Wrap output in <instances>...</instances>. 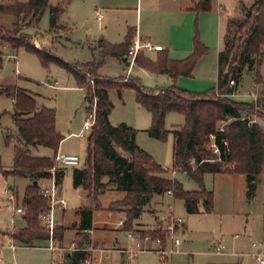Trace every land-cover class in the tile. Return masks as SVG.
Instances as JSON below:
<instances>
[{
    "label": "trees",
    "instance_id": "trees-1",
    "mask_svg": "<svg viewBox=\"0 0 264 264\" xmlns=\"http://www.w3.org/2000/svg\"><path fill=\"white\" fill-rule=\"evenodd\" d=\"M71 0H60L50 6L48 0H11L0 3V17H10L14 21L10 26L0 22V45L6 44L12 51L24 48L36 55L43 66L55 63L64 68L74 78L77 87L85 91V102L96 100L95 122L86 138V159L82 168H73L72 186L81 187L93 200L104 194L108 186L123 192L121 199L111 201L105 208L122 212L125 231L134 229L137 219L148 206L154 195L170 190L174 199H181L187 213L199 212L202 204L205 213L213 208V192L204 187L206 173H231L243 175L248 183V195L251 184L264 173V127L258 123L248 125V118L242 116L261 112L264 96L257 93L255 103H243L231 100L229 95L237 91L245 70L255 69V81L259 82L257 68L261 65L264 45V0H253L250 6H242L244 19L237 25L231 37V27L237 22L229 19L223 36V47L217 57V82L213 89L202 93L191 92L176 85L159 89L146 88L139 80L131 76L104 78L97 71L108 57L123 60L128 55L133 38V30L128 28L124 40L110 44L103 38L96 42L101 55L98 59L82 63H69L48 50L36 48L30 37L23 31L29 25H37L41 15L47 10L51 32L63 29L61 15ZM211 9V0H199L193 7L195 12ZM240 29V30H239ZM244 30V31H243ZM241 35L235 39L236 34ZM208 49L202 43L195 27L192 51L181 59L172 60L168 50L156 52L151 61L141 51L137 52L133 63L158 74H167L173 80L179 76L191 77L197 61L207 54ZM3 53L0 51V59ZM230 81L234 84L231 85ZM116 89L119 95L123 89L134 92L135 101L151 114V125L147 129L150 137L163 140L168 130L164 127L168 113L176 112L185 117L182 126L171 131L172 169L181 171L193 179L198 190H184L175 179L166 176L168 172L153 157L136 143L137 130L126 123L112 125L109 114L112 103L108 97L110 89ZM13 102V122L16 126L18 143L13 148L12 168L4 170L0 158V173L7 176L27 177L30 184L25 187L20 207L24 209V226L10 233V237L27 247L36 242L48 241V232L41 225L39 216L47 208V201L40 194V180L49 177L53 165L52 157L33 156L32 147H47L55 155L64 137L56 128V113L52 108L37 107L33 94L27 89L9 85L0 88ZM89 108L87 107L86 110ZM230 120L219 130L221 122ZM6 137V143H10ZM214 146V147H213ZM217 149V153L213 150ZM64 169L56 173V182L61 185ZM105 179V180H104ZM96 207L78 210L79 221L76 227L74 245L76 250L66 252L62 264H89L91 257L87 250L90 244L88 231L92 229L93 211ZM141 237L165 241L160 229L136 230ZM64 229L55 226L53 238L63 239ZM81 237V240H77ZM52 264H56L52 260Z\"/></svg>",
    "mask_w": 264,
    "mask_h": 264
},
{
    "label": "rangeland",
    "instance_id": "rangeland-1",
    "mask_svg": "<svg viewBox=\"0 0 264 264\" xmlns=\"http://www.w3.org/2000/svg\"><path fill=\"white\" fill-rule=\"evenodd\" d=\"M3 1L5 2V0H0V3ZM212 1L215 6L216 4L221 5V8L225 9V12L233 14L230 16V19L237 23L231 27L230 36L232 37L234 31L237 30V25L244 19L242 6H250L253 0ZM59 2L60 0H48L50 6H55ZM104 7L105 8L103 9L98 6L99 12L101 14L103 13V15L110 16V18L113 19V26L118 27V25H123L125 22H129L131 19L135 18V11H132L135 8V0L129 1L128 3L112 4L110 7L106 5ZM107 7H109V10ZM106 9L107 14H105ZM155 14L158 15V20L160 22H163L164 24L170 22L163 12L157 11ZM144 15L145 14H143V16ZM226 16L225 13H221L222 20L223 18L225 19ZM13 21L14 19L10 17H0V22L8 26H10ZM105 23L106 20L103 25H105ZM195 25L201 41L200 32L202 31L204 33L206 39L205 46L208 49V52L204 57L205 59H203V63H201V65L199 63L198 68L205 73L206 78H214V84H211L208 89L196 92L202 93L213 89L216 85L217 53H215V48L219 45L223 46V36L226 30L225 27H222L220 29V34H217L209 19L199 25L196 18L193 23V29ZM66 26L71 28L70 32L67 34L70 40L58 38L56 35L54 36L50 31L49 15L46 10L41 15L37 25H29L25 27L23 31L30 37V42L36 48L48 50L66 62L82 63L96 57V55L93 54L94 52L87 47L88 44L85 42L84 38H79V35H82L80 32V26H74L70 21L67 22ZM243 31H241L240 34H236L235 39H237ZM72 32L74 37H78L76 41L73 40L72 35H70ZM119 33L120 32L116 29L112 31L114 40L119 39ZM73 41L75 42L73 43ZM3 45L5 44L0 45V51L3 53L0 59V83L4 85H0V88L9 86L11 82L15 81L16 86L27 89L34 95L38 107L45 106L54 109L56 113L55 123L57 130L63 137H65L60 144L59 153L77 154L80 161L79 165L75 168H82L86 159V138L88 133L82 138L76 137V134L80 132L83 127V122L88 116L86 108L89 107V104L84 100L85 91L82 88L77 87L72 75L59 65L48 63L46 66H43L36 55L26 51L24 48L12 51L7 47V50H2ZM158 49H160V47L156 48V50ZM262 50H264V46ZM12 54L13 57H9V55ZM145 56L153 61L155 60L156 52L151 51ZM261 66L264 68V59ZM126 72L127 68L125 66L122 67L118 60L108 58L97 71L98 75L104 78L125 76ZM127 76L138 79L141 85L150 89H159L173 85L172 83H169L166 76L138 65L130 67ZM253 76L254 73L252 72H244L242 74V80H240L238 90L240 99H250V92L256 88L253 84ZM24 77H26V79ZM53 81H57V84L55 85L56 87L51 86ZM257 93L264 96V89L257 91ZM108 97L113 106L109 114L110 123L112 125L126 123L135 128L137 130L136 136L138 141L143 147L139 144L137 145L150 154L153 159L161 165V167L169 172V178L178 181L184 190H197L199 188L198 184L193 179L189 178L186 173L181 171H175L172 173L173 136L171 131L176 127L182 126L185 122V117L176 112L168 113L164 122V127L168 130V133L165 139L158 140L148 135L147 129L151 125V114L145 107L139 105L135 101L134 92L132 90L123 89L119 95L117 90L112 88L108 91ZM228 98L230 99V96H228ZM253 103H255V101ZM258 111L261 112L260 116H258L256 109H254L255 114L247 115V113L243 112L242 116H245L248 119L253 118L258 124L264 127L263 105L260 106V110ZM12 113V99L3 93H0V158L4 170H10L12 168L13 148L18 143V133L13 122ZM229 122L230 120H227V122L223 121L222 124L225 125ZM6 137L11 140L8 144L6 143ZM37 152L41 155H51V149L47 147L40 146L38 147ZM33 153H36L35 149L33 150ZM72 171L73 168H68L66 170L63 182L60 185L61 196L68 201V208L62 218L65 223L72 217V213L75 209L74 207L83 203L82 199L79 198L78 192L73 189ZM222 176H216L214 180L209 176L207 187L209 189H213V187L215 188L220 206L229 196H232L233 199L236 200L237 203L232 214L234 216H225V212L219 211V215L209 217L211 223L199 226L200 229L196 232L199 242L190 245L187 252L172 254L168 256L166 260H163L156 251L150 250L152 247H155L150 241H140V250L137 251L131 264H205L206 257L202 255L201 252L207 251V242L205 241L207 237L218 238L221 235L231 236L236 232L237 225L240 222L244 224L245 222H248L250 227L260 229L262 227L261 222L264 218V173L258 176V180L255 181L254 185L251 184L253 187L251 188L250 196L248 195L249 186L245 178L239 179L231 176L228 178H233L232 180H225ZM28 184L29 179L27 177H5L0 173V260L3 264H52V260H55L56 264H62L64 254L73 251L71 243L74 244V240L76 239L75 233H72L70 241H66V243L59 242L60 248H63L64 250L53 251L48 249V241L36 242L34 247H27L18 242H13L16 247H10V243H12L10 233L13 232L10 231L12 227L10 220H13L14 225L20 224V215L15 213L14 208L20 206L25 187ZM41 186H49V182L43 180ZM9 187H11V189ZM123 195V192L115 191L111 186H108L104 194L99 195L97 200L94 201L96 209L93 211V229L91 232L92 241L90 240V244L87 248L91 254L89 264H106L104 262L99 263L97 256H104V259L111 264H118L117 262L119 261L118 257L120 254L114 247L135 249V246H133V243L127 237V231L123 230L121 226L118 227L119 220L122 219L123 221L122 217L124 215L122 216V212L105 209L108 206V203L121 199ZM155 199L159 200L160 204L157 205L158 208L163 206L162 208L164 209L168 202L172 203L174 206L179 205L178 201H174L172 197L166 194L155 197ZM149 208L150 206L148 205L143 209L140 219L143 223L149 224L152 220V216L148 212ZM152 209L155 208H151V210ZM55 216L59 217L60 214L56 212ZM218 216H222V218L225 216L226 220H232L231 217H234L235 219H233V221L235 224H227L220 221ZM70 224L68 225V228L70 227ZM105 227L109 229H105ZM113 227L116 229H113ZM133 230L135 231L138 229ZM69 233L70 232H68V237L70 235ZM254 238L256 239V237ZM252 239L253 238H250V241H252ZM77 240H81V237H77ZM154 240L160 241L158 238ZM92 242L102 243L104 249L98 247ZM168 247L169 240L167 241L166 249ZM92 250H96V252ZM188 251H190V253ZM236 259L241 261V257ZM243 264H255V261L249 262L245 259Z\"/></svg>",
    "mask_w": 264,
    "mask_h": 264
},
{
    "label": "crops",
    "instance_id": "crops-1",
    "mask_svg": "<svg viewBox=\"0 0 264 264\" xmlns=\"http://www.w3.org/2000/svg\"><path fill=\"white\" fill-rule=\"evenodd\" d=\"M7 1L9 0H5V2ZM17 1L25 2L24 0L23 1L17 0ZM129 1H133V0H71L68 6L66 7L65 12L60 17V22L64 28L56 32H51V33H53L54 36L56 35L58 38H65L66 40H70L67 34L70 32L71 28L66 26L67 22L70 21L72 22V24H74V26L75 25L80 26V32L82 35H79V38H84L85 42H87L88 44L87 47L92 52H94L93 54L96 55V57H94L93 59H96V58L98 59V57H100L101 55V52H100V49L97 48L96 42L100 38H103L105 41H107L110 44H113V43L118 44L124 40V37L127 33L128 28H130L131 30H133V33H134L133 37L137 35L140 39L145 40L149 42L152 46H154V49L152 50L142 49L143 51L144 50L146 51V52L145 51L143 52L141 50L142 53L144 54L146 53L145 55H148L149 52L151 51L157 52L158 50H161V49H167L168 57L170 59L181 60L187 57L192 51V42H193V36H194L195 27H196L195 25L193 29V23L196 18L198 20L199 25H201L202 22H205L207 19H209L210 22L213 24L216 33L220 34L221 32L220 29L222 27L223 28L225 27V30H226L227 21L231 18L230 16L233 15L228 12H225V9L221 8V5L216 4L215 6L212 0H211V9L209 11H204V12H195L193 10L194 5L199 0H135V8L132 10V11H135V18L131 19V21L129 22L128 21L125 22L123 25H118V27H116L112 25L113 19H111L110 16L103 15V13L101 14L98 9V6L104 9L105 8L104 6L106 5L110 7L112 4L128 3ZM109 7H107L108 10H109ZM245 7H248V6H245ZM107 9H106L105 14H107ZM157 11L163 12V14L167 16L170 22L168 24H164L163 22H160L158 20V15L155 14ZM221 13H225L227 15L225 19L223 18V20L221 17ZM143 14L145 15L143 16ZM98 16H100V19H98ZM105 20H106V23L105 25H103ZM95 25H96V29H95ZM115 29L120 32L118 40L113 39L112 31H114ZM70 35H72L73 40L75 41L77 40L78 37H74L73 32ZM80 36H83V37H80ZM200 37L203 41L202 43L205 45L206 39L202 31L200 32ZM75 41H73V43ZM263 46L261 48V51H262L263 59H264V50H262ZM7 47L8 46L6 44L3 45L2 50H5ZM157 47H160V49L156 50ZM222 47H223L222 45L221 46L219 45V46H216L215 48V53H217L216 69H217L218 53L220 50H222ZM12 55H9V57H11ZM205 56L206 54L200 57V59L197 61L191 77L179 76L175 80H173L167 74H161V75L166 76L167 79L169 80V83L176 84L179 88H182V89H185L191 92L204 91L208 89L211 84H214V78H211V77L206 78L205 73H203L200 70V68H198L199 63L200 65L201 63H203L204 61L203 59H205L204 58ZM108 59H116L119 61L122 67L125 66L127 68L126 75L128 74L129 68L135 66L133 62L130 63L128 58H127V61L129 62L128 65L126 64L124 60H120L115 57H108ZM263 59H262V62H263ZM257 70H258L259 78H260L259 82L255 81V77H256L255 69L244 71V72L254 73V76L252 77V79H253L254 86L256 85L255 86L256 88H254V90L250 92V95H251L250 99L248 100L240 99L239 97L240 94L238 93L239 86H240L239 84L237 91L229 95L231 100H234L237 102H243V103H253L255 101L253 97V93L254 92L257 93V91H261L264 89V68L260 65L257 68ZM24 78L26 79V77ZM54 82H56L57 84V81H53V83L51 84H54ZM216 82H217V78L215 79V84ZM0 85H4V84L0 83ZM10 85L11 86L15 85V81L11 82ZM136 143L139 144L141 147H143L139 143L137 136H136ZM34 149L36 150V153H33ZM37 150H38V147L30 148V152L33 156L53 157L52 150H51V155L49 156L41 155L40 153L37 152ZM57 152H59V148ZM70 154H74V153H70ZM67 169L68 168L64 169V175ZM173 172L175 171L172 170V173ZM168 174L169 172L166 173V176L169 177L170 175ZM209 176H211L213 180L216 178V176H222L224 177L223 179L225 180L227 179L232 180L233 178H228L231 176L237 177L239 179L245 178L243 175L231 174V173H217V174L206 173L204 174V177H203L204 187L206 190L212 191L213 196H214L213 208L210 213L204 212L201 203L199 204L198 213L196 214L187 213L185 206H184V202L181 199H174L172 196H170L173 198L174 201L179 202L178 206H174L171 203L173 206V214L183 219V225L181 226L179 230L180 244L177 247L176 253L187 252V249L190 248V245H194L199 242V239H197L196 232L200 229L199 226L207 225L208 223H211L209 220V217H213V216L215 217L219 215L218 213L219 211L225 212L224 213L225 216L226 215L230 216L234 212V207L237 203L236 200L233 199L232 196H229L225 200V202H223L220 206L217 200V194H216L215 188L213 187V189H209L207 187V180L209 179L208 178ZM42 181L43 180L39 181L40 186L42 185ZM62 182H63V179H62ZM29 184H30V181H29ZM9 188L11 189V187ZM73 189L78 192L79 198L82 199L83 203H81V205L77 207H74L75 209L72 213L73 215L68 221H66V223L63 222L62 218L66 212V209L68 208V201H67L66 208H64L63 210L57 211L60 214V216L59 217L55 216L56 225L61 226L64 229L63 239L62 241H60L61 243L62 242L66 243V241H70L71 240L70 237L72 233L74 234L76 232V227L79 221L78 210L81 208H90V207L92 208L95 206L92 195H87L81 189V187H77V188L73 187ZM60 194H61V188H60ZM165 194L166 193H163L160 195H154L151 202L149 203L150 208L148 209V212L152 216L151 222L148 224V223H143L142 221H140L141 215H142L141 213L140 216L134 220V224H133L134 229L153 230V229H160V227L164 225V222H165L164 216H165L166 207L164 209L162 208L163 206L161 208H158L157 205H159L160 203H159V200L155 199V197L163 196ZM169 203L170 202H168L167 204ZM151 208H155V209L151 210ZM19 215H20V220H19L20 224L14 225L13 220L12 219L10 220L12 224L10 231H14L24 226L25 223L23 219V214H19ZM122 216H123V213H122ZM225 216L223 218L222 216H218L219 220L227 224H230V223L235 224V222L233 221V219H235L234 217H231L232 220H226ZM261 223H262V227L260 229H254L250 227L248 222H245V224L240 222L237 225L236 232H234L231 236L221 235L218 238L207 237V239H205V241L207 242V251L201 252V254L206 257L205 264H243V261L245 259H247L249 262L255 261V264H260L256 260L254 256V252H260L261 256H263L264 258V218ZM69 224H70L69 228L71 229L68 228ZM118 227H120L119 224H118ZM92 229H93V221H92ZM92 229L88 231L91 241H92L91 239ZM105 229H109V228L105 227ZM113 229H116V228L113 227ZM68 232H70L69 237H68ZM1 233H6V232H1ZM254 237H256V239ZM250 238H253L252 241H250ZM11 241L12 243L15 242L12 239ZM150 242L151 244L155 245L153 241H150ZM218 242L224 245V249L219 252H216L214 250V245ZM253 243L256 244V247L253 246ZM94 244L104 249L103 248L104 245L102 243L95 242ZM114 248L120 254V256L118 257L119 261L117 263L125 264L126 262L124 259V254L121 252L123 248L122 247H119V248L114 247ZM102 249H99V250H102ZM92 251L96 252V250H92ZM188 252L190 253V251ZM238 257H241V261H238V259H236ZM97 258L99 260V263L104 262L106 264H111L110 262L104 259V256H100V257L97 256Z\"/></svg>",
    "mask_w": 264,
    "mask_h": 264
},
{
    "label": "built area",
    "instance_id": "built-area-1",
    "mask_svg": "<svg viewBox=\"0 0 264 264\" xmlns=\"http://www.w3.org/2000/svg\"><path fill=\"white\" fill-rule=\"evenodd\" d=\"M100 19V16H98ZM142 49L152 50L154 46H152L149 42L140 39L137 35L133 38L129 50L127 58L129 59L130 63L134 61V58L137 52L141 51ZM13 57V55L11 56ZM230 84L233 85L234 82L230 81ZM56 82L51 84V86L55 87ZM256 86V85H255ZM254 86V87H255ZM257 93H253L254 100H256ZM89 109L86 111L88 113L87 118L83 122V127L79 133L76 134L77 137L82 138L85 136L86 133H89L94 122H95V110H96V100L89 104ZM223 122L219 127L220 131H223ZM254 123H257L255 119H248L247 124L250 126ZM214 147V146H213ZM214 153H217V149L213 150ZM53 165L49 169V177L45 180L49 182V186H41L40 187V194L44 197L47 201V208L40 214L39 220L41 225L44 229L48 232L49 239H48V246L47 248L50 250H62L60 248L59 241L53 238L54 228L56 226L55 221V213L58 210H63L67 206L66 198H63L60 194V185L56 182V173L60 169L65 168H74L79 165V157L76 154L70 153H59L57 152L52 157ZM167 195L172 196V192L170 190L165 192ZM14 211L18 214H23L25 211L21 207H15ZM164 225L160 227V230L165 234V241L161 243L158 240H152L149 237H141L138 231L130 230L127 231L128 239L133 243L135 249H122L121 252L124 254V259L126 264H131L132 260L135 258V255L139 248L141 247L140 241H153L155 244L154 248L150 250H154L166 260L168 256L177 252V247L180 244V237H179V230L183 225V219L181 217L175 216L173 214V206L171 203L167 204L165 208V216H164ZM123 223L122 220L118 222L121 226ZM169 240V247L166 249V243ZM253 246L256 247V244L253 243ZM11 248H15L16 246L13 243H10ZM72 250H76L74 244H71ZM224 249V245L220 242L214 245V250L219 252ZM64 250V249H63ZM254 256L256 260L260 263H264V258L261 256L260 252H254ZM0 264H2L0 260Z\"/></svg>",
    "mask_w": 264,
    "mask_h": 264
},
{
    "label": "water",
    "instance_id": "water-1",
    "mask_svg": "<svg viewBox=\"0 0 264 264\" xmlns=\"http://www.w3.org/2000/svg\"><path fill=\"white\" fill-rule=\"evenodd\" d=\"M123 60L126 62L127 65L129 64L126 57H124Z\"/></svg>",
    "mask_w": 264,
    "mask_h": 264
}]
</instances>
